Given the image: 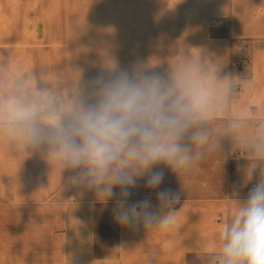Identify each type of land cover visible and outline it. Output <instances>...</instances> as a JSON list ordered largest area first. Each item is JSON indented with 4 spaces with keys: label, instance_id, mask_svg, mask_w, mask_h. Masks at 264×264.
Returning <instances> with one entry per match:
<instances>
[{
    "label": "crops",
    "instance_id": "crops-1",
    "mask_svg": "<svg viewBox=\"0 0 264 264\" xmlns=\"http://www.w3.org/2000/svg\"><path fill=\"white\" fill-rule=\"evenodd\" d=\"M20 1L0 0V61L44 74L53 85L69 80L68 28H46L34 10L21 16ZM194 2L181 15L189 25L178 34H188L180 41L196 58L182 65L219 67L218 77L231 85L222 113L202 125L209 136L205 158L178 175L164 170L160 188L180 193L175 226L121 227L113 218L114 199L103 204L94 192L69 185V173L61 179L39 155L25 158L0 143V264H209L208 253L235 209L232 198L243 200L255 183L245 184L244 172L264 167V159L253 157L254 145L264 142V0ZM128 28L127 43L141 47L144 28ZM163 34L157 28L152 35L160 42ZM241 57L243 68L235 65ZM145 198L155 208L156 193L141 179L129 202Z\"/></svg>",
    "mask_w": 264,
    "mask_h": 264
},
{
    "label": "clouds",
    "instance_id": "clouds-1",
    "mask_svg": "<svg viewBox=\"0 0 264 264\" xmlns=\"http://www.w3.org/2000/svg\"><path fill=\"white\" fill-rule=\"evenodd\" d=\"M205 63H211L205 59ZM199 61L178 75L153 71L148 61L121 67L105 61L91 79L53 85L44 76L0 61V143L26 157L39 155L67 183L94 192L121 227L168 231L177 222L180 193L161 189L164 170L177 175L205 158L202 127L219 116L231 85ZM264 159V142L254 145ZM255 183L219 230L209 264H264V167L244 172ZM144 180L156 193L129 202Z\"/></svg>",
    "mask_w": 264,
    "mask_h": 264
},
{
    "label": "rangeland",
    "instance_id": "rangeland-1",
    "mask_svg": "<svg viewBox=\"0 0 264 264\" xmlns=\"http://www.w3.org/2000/svg\"><path fill=\"white\" fill-rule=\"evenodd\" d=\"M34 1V2H33ZM21 16L35 11L36 20L53 31L68 28V79H75L82 70L84 80L100 72L105 61L115 59L121 67L135 62L149 63L160 74L178 75L187 69V59L196 58L188 51L178 34L188 27L189 19L181 17L195 2L189 0H21ZM198 26L201 20H190ZM20 17V27L25 26ZM142 26L143 44L127 43L125 35L132 27ZM159 28L163 35H152ZM185 30V29H184ZM149 32V34H148ZM152 33V34H150ZM60 39L63 35L55 34ZM130 37V36H128ZM134 38V36H132ZM161 39L163 41H161ZM54 42V41H53ZM134 42V41H133ZM162 43V44H161ZM245 58V57H244ZM246 60V58L244 59ZM246 61L239 65L243 68ZM238 67V66H237Z\"/></svg>",
    "mask_w": 264,
    "mask_h": 264
},
{
    "label": "built area",
    "instance_id": "built-area-1",
    "mask_svg": "<svg viewBox=\"0 0 264 264\" xmlns=\"http://www.w3.org/2000/svg\"><path fill=\"white\" fill-rule=\"evenodd\" d=\"M244 59H245V58H243V57L238 58V59L235 61V65L239 67V65H241L243 62H245Z\"/></svg>",
    "mask_w": 264,
    "mask_h": 264
}]
</instances>
